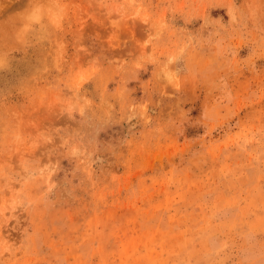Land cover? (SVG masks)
Returning <instances> with one entry per match:
<instances>
[{"label":"rangeland","instance_id":"obj_1","mask_svg":"<svg viewBox=\"0 0 264 264\" xmlns=\"http://www.w3.org/2000/svg\"><path fill=\"white\" fill-rule=\"evenodd\" d=\"M0 264H264V0H0Z\"/></svg>","mask_w":264,"mask_h":264}]
</instances>
